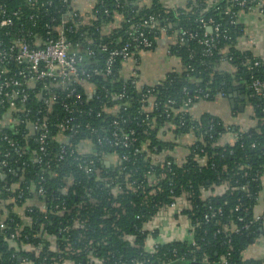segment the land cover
<instances>
[{
	"label": "built area",
	"instance_id": "2783aa9c",
	"mask_svg": "<svg viewBox=\"0 0 264 264\" xmlns=\"http://www.w3.org/2000/svg\"><path fill=\"white\" fill-rule=\"evenodd\" d=\"M149 1L142 0L140 5ZM228 1L240 8L239 13L264 12V0ZM108 2L116 7L126 5L125 0H0V175L16 173V166L19 173L29 166L35 170L34 179L25 183L24 189L23 176L2 186L6 197L0 200V229L7 227L10 213L20 219L4 238L16 248L20 264H34L33 259L40 257L49 264L193 263L199 222L208 223L222 215L221 207L213 208L210 202L211 197L228 189L227 182L202 189L200 198L205 206L200 219L191 200L192 192L181 188L176 193L179 188L174 182L175 167L184 166L191 157L205 165L209 158L204 147L206 141H212L215 123L206 120L196 132L194 121L199 115L192 109L197 102L210 101V94L195 89L181 107L174 108L172 99L161 103L153 95V85L162 78L143 84L138 75L144 53L158 46L151 49L152 42L137 28L140 24L158 31L159 37L174 38L166 46L169 56H175L171 45L196 34L186 28L167 34L155 15L144 14L140 23L131 25L136 31L126 41H80L83 26L96 19L98 12L104 17L111 14ZM159 2L167 9L179 7ZM214 2L207 0V7ZM224 11L228 13L230 6ZM114 17L106 33L124 20L121 14ZM200 22L205 30L198 42L204 54L217 51L221 71L234 75L239 72L234 84L244 87L238 93L245 95L244 109L251 122L247 127L233 124L236 129L230 128L231 123L225 125L226 130L211 146L239 142L243 134L249 139L261 134L264 72L257 70L264 60L253 50L255 41L218 46L208 37L217 26L213 27L211 19ZM130 91L137 95L138 107L131 105ZM214 98L228 96L219 90ZM176 114L177 119L172 121L171 115ZM155 116L162 124H157ZM149 129L156 131L162 147L151 143ZM250 146L255 147L256 142ZM139 157L145 162L141 172L137 165L128 167ZM247 176L244 171L242 177ZM257 178L258 174L250 180ZM165 181L168 201L156 202L152 197L165 192ZM240 188L246 190L247 184ZM130 194L139 195L140 201L123 203L122 198ZM131 208L134 213L127 215ZM238 208L236 205L235 210ZM33 211L42 219L29 215ZM90 212L97 214L90 219ZM67 213L71 215L65 217ZM9 220L13 221L11 217ZM170 220L183 227V236L187 234L190 239L160 242L157 237L161 223ZM238 221L242 223L239 227L232 221L218 225L213 235H223V243H228L231 233L264 222L258 214L248 221L238 217ZM31 227L33 235H28L25 229ZM36 239L38 243L32 241ZM115 240L130 245L137 255L120 254L122 250ZM174 241H185L186 249L179 252L173 247L171 258L153 259L160 245ZM220 260L217 264H225V254ZM200 262L208 264L205 254Z\"/></svg>",
	"mask_w": 264,
	"mask_h": 264
},
{
	"label": "trees",
	"instance_id": "16d2710c",
	"mask_svg": "<svg viewBox=\"0 0 264 264\" xmlns=\"http://www.w3.org/2000/svg\"><path fill=\"white\" fill-rule=\"evenodd\" d=\"M125 1L126 5L123 7H116L113 2H108L110 3L111 14L108 17H104L101 12H98L96 14V19L91 20L90 24L83 26V37L79 40L99 41L100 38L102 40L126 41L131 36L129 34H134L136 31L134 27L130 28L131 25L140 23V18H142L144 14H153L157 17L159 25L166 27L167 34H170L171 31L177 28H186L190 32L196 34L194 38H187L180 44L170 46L171 53L180 60V68L168 71L158 83L153 85V95H155L156 99L161 100V103L166 99H172L175 102L174 108H178L182 106L188 95L194 94L195 89L201 88L205 90L210 94L211 98H209V100L214 101L217 91H224L228 96L229 90L238 88L234 82L238 80L239 72L237 71V74L234 75L221 71L219 68V53L215 51L212 55H205L203 52V45L198 42L199 39L202 38L203 31L205 30L201 26L200 19H211L213 21V27L215 28V26H217V30H213L208 37H211L212 41L216 42L218 46L230 44L233 47L243 31L242 24L238 21V10L240 8L236 4H232L228 0H217L210 7H207V0H186L181 7L167 9L163 7L159 0H150L143 5H140L142 0ZM137 5L139 7H136ZM227 6H230V11L225 13L224 9ZM116 14L123 15L124 20L118 23L116 27L110 28L109 32L106 33L110 23L116 20L114 17ZM137 28L144 31L146 37L152 42L151 49H154L159 42L158 38L160 33L142 24ZM257 71L258 73L264 72V65L260 66ZM242 78L248 79L244 74ZM119 81L122 80L119 79ZM183 88H186V92L183 91ZM132 92L133 91L129 92L131 105L138 107L137 95L135 92ZM253 101L256 102V100ZM257 114H259V112ZM155 118L158 119V125L162 124L159 116H155ZM170 119L172 121L176 120L177 114L174 116L171 115ZM209 119L213 120L215 125L212 131V141H206L204 147L205 154L209 157L206 164L201 165L198 159H193L191 157L184 166L174 168L176 174L174 182L178 185L177 188H179L176 193H179L181 188H183L184 191L189 189V191L192 192L191 200L196 208V216L199 219L201 218V213L205 206V201L200 198L202 189L219 185L224 181L228 184V189L220 195L211 197L210 202L213 208L221 207L222 215L216 216L208 223L199 222L200 225L196 229L194 239L195 246H193L195 249L196 261L193 263H201V258L205 254L208 258V264H217L221 261L220 256L225 254V260H223L225 264H260L264 262V257L262 260H246L242 258V251L264 232L263 223L260 225H257V223L253 224L248 229H241L239 233H231V240L228 243H223L226 240L223 235L217 234L214 236L213 231H215L218 225L222 226V224L231 221L238 227L241 226L242 223L238 221V217H242L245 221L253 217V208L261 187L260 176L264 168V129L261 134H253V137L250 139L247 138V135L243 134L239 142L231 143L228 141L220 147H212L211 142L219 140V133L225 131L226 129H224V127L228 124L218 116L204 112L194 121V124L197 125L195 128L196 132H198V125L199 128L204 127L206 120ZM188 123L189 122H187V125H189ZM229 126L230 128H237V126L233 124ZM148 131L151 143L162 147L163 144L157 140L156 131L151 129ZM253 141L256 142L255 147L250 146ZM200 155L203 156L204 154ZM144 163L143 158L139 157L134 163L129 164L128 167L132 168L137 165L139 167V172H141L145 169L143 166ZM211 163L214 164L213 168L210 165ZM223 165L226 166V169H222ZM15 170L16 173H5L3 174L4 176L0 175V200L6 197V194L2 190L4 184L15 183L20 176H23V181H25L21 183V187L24 189L23 186L25 183H29L34 179L35 170L31 166L27 167L23 173H19L17 166ZM244 171L248 172L247 177H242ZM256 174H258L257 180H250V177ZM245 183L247 184V189L242 190L240 186ZM162 185L165 192L152 197L156 202L159 200L168 201V183L165 181ZM23 195L24 197L27 196V190L23 191ZM46 197L48 198L49 195ZM138 197L139 195L130 194L124 196L122 201L123 203L130 200L139 202L140 198ZM236 205L239 207L237 210H235ZM133 213V208L127 210V215H132ZM96 214L97 212H90V219ZM29 215L33 218L38 216L41 217L40 214L34 211L29 213ZM69 215H71V213L65 214V217ZM10 217L13 219L12 222L9 220ZM40 219H42V217ZM262 220L264 221V212L262 214ZM19 221L20 219L16 214L10 213L7 221H5L7 227L0 229V264L21 263L16 254V248L4 239L10 231H13L15 223H19ZM25 231L28 235H33L34 227L28 228V230L25 229ZM111 240H114V238H111ZM32 241L38 243L39 240L36 239ZM115 242L117 243V247L122 250L120 254H123V256L131 257L137 255V251L131 248L127 243L116 240ZM173 247L178 248L179 252H183L187 247V243L185 241H174L162 244L159 246L157 253L154 254L153 259L157 257L165 259L170 257ZM20 254L22 255V252ZM23 255L31 256L24 252ZM33 260L34 264H49L47 260L44 262L41 257Z\"/></svg>",
	"mask_w": 264,
	"mask_h": 264
},
{
	"label": "crops",
	"instance_id": "0c3cea01",
	"mask_svg": "<svg viewBox=\"0 0 264 264\" xmlns=\"http://www.w3.org/2000/svg\"><path fill=\"white\" fill-rule=\"evenodd\" d=\"M162 3H172L179 7L184 5V0H160ZM217 1V0H213ZM238 21L242 24V34L238 41H255L254 52L264 60V12L243 11L238 15ZM172 36H161L158 38V46L152 51L144 53L140 63L138 75L143 84H152L163 78L168 71L180 68V60L175 56L166 55V46L169 41H173ZM225 65H223L224 67ZM232 111H235L232 113ZM204 112L214 114L227 124H235L247 127L251 124L247 112L231 109L228 98H217L214 101L197 102L194 104L192 113L200 115ZM261 187L257 197L253 213L262 215L264 212V168L260 176ZM160 227V234L157 239L160 242H168L179 238L190 239L181 226H175L170 221H163ZM264 225V222H263ZM264 257V232L250 245L242 251L243 259L262 260ZM171 264H187L184 262H174ZM260 264H264L261 262Z\"/></svg>",
	"mask_w": 264,
	"mask_h": 264
},
{
	"label": "water",
	"instance_id": "95a60500",
	"mask_svg": "<svg viewBox=\"0 0 264 264\" xmlns=\"http://www.w3.org/2000/svg\"><path fill=\"white\" fill-rule=\"evenodd\" d=\"M208 31H211V28H208ZM244 87L240 86L235 89L229 90V95H228V100L231 109H237L239 111H243L244 109V104L243 101L245 99L244 93H238V90H243ZM187 264H202V263H187Z\"/></svg>",
	"mask_w": 264,
	"mask_h": 264
}]
</instances>
